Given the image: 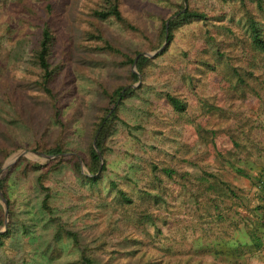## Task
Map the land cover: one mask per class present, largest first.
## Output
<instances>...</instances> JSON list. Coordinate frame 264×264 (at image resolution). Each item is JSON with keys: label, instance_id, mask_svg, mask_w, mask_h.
I'll return each mask as SVG.
<instances>
[{"label": "rangeland", "instance_id": "obj_1", "mask_svg": "<svg viewBox=\"0 0 264 264\" xmlns=\"http://www.w3.org/2000/svg\"><path fill=\"white\" fill-rule=\"evenodd\" d=\"M181 1L121 0L123 14L140 31L124 30L113 19L101 22V27L121 49L153 52L165 41L150 50V40L156 38L161 20L177 12ZM208 1L205 6L222 8L221 0ZM47 3L52 8L49 13ZM92 4V0H0V144L18 145L9 154L19 148L32 150L36 140L50 143L58 132L51 123L47 98L32 85L33 72L28 69L44 21L53 33L51 60L60 65L53 84L62 96L68 121V148L82 153L91 142L93 124L105 102L101 88L123 85L129 82V71H137L133 64L120 65L116 55L87 47L83 32ZM227 4L230 10L225 18L214 21V43L221 50L234 41L222 22L237 34L244 30L237 1ZM201 24L192 22L178 29L167 51L154 58L143 76L137 71L139 79L128 84L137 91L119 105L118 118L105 139L102 166L104 162L107 166L99 173L98 185L91 187L88 180L62 166L48 179L53 195V211L48 214L39 207L43 192L34 186L33 173L24 179L12 175L19 189L10 232L0 246V264H76L83 254L96 264H264V249L236 261L216 252L220 248L216 240H228L237 233L231 220L238 215L233 214L234 205L228 206L240 199L233 195L211 200L212 192L196 188L204 171L215 170L238 187V193L251 196L239 187L240 176L230 164L219 168L213 152L192 133L200 120V102L213 94L206 91L209 80L190 94L188 119L173 120L163 97V91L180 85L179 76L194 54V37ZM220 101L222 109L211 121L217 149L229 156V147L244 158L231 139H245L238 130L244 129L252 141L251 157L259 160L264 153V102L238 95L232 105L229 97ZM163 166L173 170L172 177L163 172ZM119 189L130 203L121 200ZM140 213H150L155 225L140 223Z\"/></svg>", "mask_w": 264, "mask_h": 264}, {"label": "trees", "instance_id": "obj_2", "mask_svg": "<svg viewBox=\"0 0 264 264\" xmlns=\"http://www.w3.org/2000/svg\"><path fill=\"white\" fill-rule=\"evenodd\" d=\"M92 1L93 4L89 6L88 26L83 32L87 47L97 53L118 56L120 65L134 64L142 76L145 74V68L152 64L154 58L167 51L178 29L192 22H202L194 37L196 41L194 54L185 64L188 68L184 69L179 76L180 85L171 91H163V97L167 109L172 112L171 117L173 120L177 121L179 118L183 119V117L188 119L189 116L186 111L191 104L190 94L195 93V89L200 85H205L206 80H209V87L206 88V91H213L211 92L213 94L206 96V100L200 102V120L197 121L195 128L192 127V133L195 132L196 137L207 146L208 151L213 152L211 155L215 157L214 163L219 168H224V164L228 163L235 173L248 179L251 183V191L248 192L251 196L245 197L242 193L236 191L238 187L236 188L230 180L221 178L220 172L215 170L204 171L197 178L196 188L199 192L201 190L212 192L211 200L232 199L230 196L233 195L235 198L240 199L236 201L233 199V202H231L233 204L228 206L231 208L234 205V208L232 207L235 209L233 214L238 215V217L232 215L231 220L237 233L233 237L230 236L228 240L224 238L222 241L216 240L215 245L220 246L216 249V252L226 254L228 257H235L234 261H236L245 254L254 255L264 249V153L259 154V160L252 159V141L249 132L238 129L241 134H244L245 139L237 141L233 136H231V139L236 144L235 147L244 152V158H239L238 152L230 150L229 147V156L222 155L217 149L219 147L212 136V132L215 131V122H211L213 117L222 109L220 105L221 98L224 100L225 97H229L230 105L234 103V97L237 95L241 99L254 96L264 102V0H221L222 8H216L212 5L205 6L204 3L209 4L208 0H197L195 3L190 4V0H186L188 5L183 11L181 10L184 8V0L179 2L177 12H181L168 21L167 27L165 22L168 18L166 20L162 19L156 38L150 40V50L156 49L164 41L166 42L162 49L152 57L142 54L136 57L135 54L138 51L132 53L121 49L104 34L101 22L109 19L116 21L124 30L140 31V28L123 14L121 0ZM235 1H237L236 7L240 11L244 30L237 34L232 26L222 22L220 25L225 30L233 33L234 41L225 47L226 50H221L218 43H214L217 29L214 21L223 20L230 10L227 3H235ZM45 9L48 13L51 12L52 8L49 3L45 5ZM52 41V30L49 24L44 21L41 25L40 38L32 49L28 69L33 72L32 85L47 98L51 123L57 128L58 132L50 143L40 139L31 144L30 148L48 155L65 154L56 156L45 163H40L32 157L24 155L4 170L0 177V188L7 199L10 220L8 228L0 232V246L4 243V237L10 232L11 219L14 215L13 206L16 201V192L19 189L12 175L14 174L15 177L18 175L21 179H24L29 177L30 173H33L34 186L43 192L39 207L48 214H52L53 211L51 206L53 195L48 179L53 172L59 170L62 166L69 167L73 172L88 180L91 187L98 185L101 177L99 173L105 170L107 163L104 162L103 166L100 165V158L93 146V139L95 138L96 147L104 155L105 139L110 133L115 119L118 118L119 105L125 98L137 91V88L131 85L128 86L131 82H136L139 79L138 73L133 70L128 73L129 82L123 85H115L111 89L102 87L105 102L101 108V115L93 124L91 142L87 145L86 151L81 153L68 148L66 146L68 121L64 118L62 96L53 84L54 79L59 74L60 65L53 63L51 60ZM210 48L213 49L211 54H209ZM243 123L246 122L243 121ZM16 147L18 145L8 147L0 144V168L5 157ZM214 150H217V154H214ZM257 150L261 151L259 148ZM262 150L264 151V146ZM79 158L84 161L88 173H92V175L81 173ZM153 170L155 171L156 167ZM162 170L172 177L173 170L171 168L163 166ZM19 177L18 179H20ZM118 193L122 201L131 202L125 191L119 189ZM191 194H194L195 198L198 197L195 193ZM139 216L140 223L145 225H155L156 223L155 217L150 213H140ZM239 223H242V225L239 226ZM3 224L4 212L0 204V229ZM76 264H96V261L93 257L83 254L76 261Z\"/></svg>", "mask_w": 264, "mask_h": 264}, {"label": "water", "instance_id": "obj_3", "mask_svg": "<svg viewBox=\"0 0 264 264\" xmlns=\"http://www.w3.org/2000/svg\"><path fill=\"white\" fill-rule=\"evenodd\" d=\"M185 8H186V0H184V8L181 11H183ZM181 11L176 12L175 14H173L172 16H170L168 18V20H166V22H165L166 27L168 25V21L171 18L177 16ZM166 36H167V31H166ZM165 43L166 42H164L163 45ZM163 45L159 49H157V50H155L153 52H141V53H138L137 56L140 55V54H142V55H146L148 57H152V56H154L156 53H158L162 49ZM133 66L135 67L134 64H133ZM132 70L137 73V71L134 68ZM93 146H94L97 154L99 155L100 165H102V154L100 153L99 149L96 147L95 138L93 139ZM63 154H65V153H59V154H56V155H54V154L53 155H48V154H45V153H42V152H36L34 150H28V149H24V148H19V149L13 151L11 154H9L5 158V160L3 161L2 166L0 168V177H1L2 173L4 172V170L7 167H9L12 163H14V161L16 159L20 158L21 156L29 155L34 160H36V161H38L40 163H45V162L49 161L50 159H52V158H54L56 156H61ZM79 162H80L81 172L84 173V174H86V175H92V173H88L87 167H86L84 161L81 158H79ZM0 204H1V206L3 208V212H4V224H3V227L0 229V232H3L5 230V228H6V226H7V223H8V207H7V200L4 197L1 188H0Z\"/></svg>", "mask_w": 264, "mask_h": 264}, {"label": "crops", "instance_id": "obj_4", "mask_svg": "<svg viewBox=\"0 0 264 264\" xmlns=\"http://www.w3.org/2000/svg\"><path fill=\"white\" fill-rule=\"evenodd\" d=\"M241 177L242 176H240V179H239V187L241 189H244V190H247V191H249V190L251 191V183H250V181L248 179L244 178V177H242L244 180H241Z\"/></svg>", "mask_w": 264, "mask_h": 264}]
</instances>
